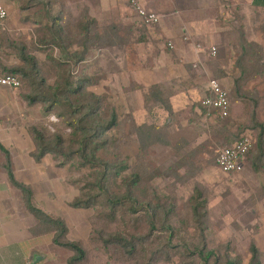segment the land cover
I'll return each mask as SVG.
<instances>
[{
    "label": "rangeland",
    "instance_id": "rangeland-1",
    "mask_svg": "<svg viewBox=\"0 0 264 264\" xmlns=\"http://www.w3.org/2000/svg\"><path fill=\"white\" fill-rule=\"evenodd\" d=\"M47 1L52 2L54 12L61 11L62 24L69 29L87 12L99 21L97 31L102 37L98 40L91 37V43L94 46V41L99 43V40H102L103 47L96 53L94 50L91 52L86 70L89 74H96L97 83L88 86V90L108 96V101L116 106L122 116L121 128H114L110 132L113 134V141L110 154L107 155L112 161L129 159V168L122 173L117 182H121L124 174L131 172L141 161L144 164L143 172L151 177L146 183L150 190L144 197L153 199V192L161 197L172 196L177 210L182 212L187 209L188 199L194 188L199 187L204 191L209 210L206 231L209 246H228L233 253L241 255L243 264H248L251 257L249 248L255 243L260 250L261 264H264V169L254 171L251 162L247 160L243 171L227 174L216 164L218 153L235 143L236 138L245 132H250L253 136L252 149L258 144L260 128H255L254 119L264 124V68L243 87L245 98L248 99L245 100L237 96L235 91V83L240 76L235 64L245 46L243 38L259 46L264 55V6L259 8L227 6L232 13L227 24L228 29L223 30L220 36L217 35L215 44H212L217 49L216 54L210 53L211 56L207 57L205 55L201 70H187L190 80L193 78L192 82L196 85L188 86L190 91L194 89L192 90L194 97L185 105L176 103L178 111L166 135L169 143L163 144V141H158L145 145L138 134L136 124L150 123L147 111L143 109L144 107L141 108L144 93L150 86L143 83L136 71L128 70L131 53H126L131 47L129 45H137L138 30L146 28L141 26L143 24L137 13L130 5L127 9L121 0H36L34 2L37 5L26 11L21 10L20 5L18 9L14 4V10L9 12L6 24L10 37L20 45L30 46L31 41L39 36L38 21L41 20L43 23L47 21L43 10V3ZM29 14L37 20L31 18L28 22L25 21L24 17ZM1 40L0 37V45ZM30 49L38 57L40 64L46 63L48 48L34 51L33 47ZM56 55L65 58L59 50H56ZM262 60L264 62V57ZM0 63L14 66L20 65L21 61L6 64L8 60L0 58ZM82 65L83 63L79 65L78 70L83 69ZM180 79L189 81L185 77ZM211 79L219 80L228 89L231 97L230 115L219 124L214 118L208 117L189 123L192 106L195 102L201 101L206 85ZM53 80L54 77L50 76L49 83ZM171 83L173 88L179 90L181 87L186 88L181 85L182 82ZM134 84H139L142 88L130 90ZM14 95L18 100H24L19 88L15 90ZM28 109L31 111L28 112ZM16 110L24 111L11 117V120L17 119L20 128L24 126L29 131V126H37L47 135L60 133L66 138L70 135L71 128L54 112L45 111L42 104L28 105L24 100L23 104L19 103ZM156 117L157 122L161 123H168L171 119L164 110L156 112ZM144 141L148 143V140ZM179 145L182 147L180 150L177 149ZM47 155L49 157L41 163L47 180L45 183L34 185L36 191L34 203L45 211L63 218L70 228L71 239L83 240L90 244L96 235L91 222L96 211L77 209L70 205L79 195L77 181L88 178L90 169L79 168L71 161L60 166V161L53 154ZM1 205L3 206H0V264L68 263L72 252L55 245L53 234L33 235L31 228L37 224V219L23 206L18 188L9 187L8 199ZM177 222L178 220L174 218V224ZM117 228L116 223L112 224V230ZM188 231L193 234L195 229L189 227ZM186 237L190 246L200 240L199 235ZM115 254L120 258H116ZM92 255L99 264H106L107 261L108 264H129V261L122 259L113 249L105 252L93 249ZM179 261L180 256L175 254L172 260L161 257L152 264H179Z\"/></svg>",
    "mask_w": 264,
    "mask_h": 264
},
{
    "label": "trees",
    "instance_id": "trees-1",
    "mask_svg": "<svg viewBox=\"0 0 264 264\" xmlns=\"http://www.w3.org/2000/svg\"><path fill=\"white\" fill-rule=\"evenodd\" d=\"M17 1L24 11L37 5L34 2L36 0ZM51 5L52 2L43 3L47 21H38L39 36L31 41L30 46L20 45L10 37L9 29L6 28L9 16L0 21V47L10 50L21 61L20 65L14 66L0 63V68L4 73L20 76L21 85L18 88L28 105L42 104L45 111L54 112L71 128L70 135L66 138L60 133L47 135L43 129L29 126V133L35 144L32 155L35 160L41 161L47 154H53L60 161V166L71 161L79 168L90 169L88 178L77 181L79 195L70 205L77 209L96 211L91 221L96 235L90 244L71 239L70 228L63 218L36 206L32 188L15 178L11 154L0 143V148L6 154L9 180L20 190L23 206L37 219V224L31 228L33 235L53 234L55 245L72 252L67 264H99L92 258L93 249L100 252L113 249L129 264H152L161 257L172 260L175 254L180 256L179 264H243L241 255L233 253L228 246H209L206 235L209 210L204 191L199 187L194 188L188 199L189 205L182 212L177 210L172 196L161 197L153 192V199L144 197L150 190L146 183L151 177L143 172L144 164L141 161L131 172L124 174L121 182H117L129 168V159L112 161L107 155L110 154L113 141V134L110 132L114 128H121L122 116L116 106L108 101V96L88 90V86L97 83L96 74H89L86 69L78 70L80 64L90 60L93 50L96 53L103 47L102 40L99 43L94 41V46L91 43V37L96 40L102 37L97 31L99 21L87 12L69 29L62 24L61 11L54 12ZM88 10L87 8L86 11ZM31 18L34 19L30 14L24 17L27 22ZM138 31L141 34L144 28ZM139 37L136 39L137 43L142 41ZM243 42L245 46L235 64L240 74L235 83V91L241 98L246 97L243 87L264 68L261 48L246 38H243ZM31 47L33 51L48 48L45 64H40ZM56 50L62 52L65 58L57 56ZM50 76L54 77L52 83H49ZM133 88L142 87L134 84L129 89ZM173 95L171 83L153 84L144 93L143 106L150 117V123L137 125L134 122L143 144L158 141L169 143L166 135L176 115L171 101ZM159 110H164L171 116L168 123L157 122L156 112ZM208 111L201 101L195 102L188 122L207 118ZM213 113L211 118L218 124L229 117L220 118L217 110H213ZM254 123L255 128H260L258 144L246 154L245 163L250 161L254 171L258 172L259 169H264V124L255 119ZM239 138L240 136L236 141ZM181 148V145L177 147L178 150ZM174 218L178 220L177 224H174ZM114 223L118 227L116 230H112ZM189 227L195 229L193 234L189 233ZM196 235L200 236L199 242L190 246L186 236ZM249 250L251 257L248 264H261L260 250L256 244L252 243Z\"/></svg>",
    "mask_w": 264,
    "mask_h": 264
},
{
    "label": "crops",
    "instance_id": "crops-1",
    "mask_svg": "<svg viewBox=\"0 0 264 264\" xmlns=\"http://www.w3.org/2000/svg\"><path fill=\"white\" fill-rule=\"evenodd\" d=\"M138 1L147 11L158 14L160 22L156 25L146 26L141 34L138 31L139 38L142 41L135 46L129 45L131 47L126 50L127 54L131 53L128 59V70L131 72L136 71L143 83H148V86L171 83L172 81L182 82L181 85L186 86V88L181 87L180 90L173 88L174 95L171 101L175 112L178 111L176 110V103L185 105L194 97L192 91L194 89L190 91L188 86L195 87L196 85L192 82L194 81L193 78L190 80L187 70H201L205 55L206 57L207 55L211 56L209 46L215 44L217 35L220 36L223 30L228 29L227 24L230 21L232 11L227 6L240 5L255 8L264 6V0ZM17 2V0H14V2L13 0H0V4H3L8 12L14 10V4L19 9V3ZM121 3L127 9L131 7H129L130 0H121ZM132 10L134 11L133 8ZM0 54L2 55L0 56L1 59L6 58L8 60L6 64H15L20 61L8 49H0ZM89 63V61L84 62L83 69H87ZM170 72L172 73L168 76ZM179 75L189 81H181L180 78L182 77H179ZM15 90L0 85V143L11 154L15 178L29 185L36 193L34 185L45 183V180H47L41 163L49 156L46 155L41 161L35 160L32 155L35 144L29 131L24 126L20 128L17 119L11 120L12 116L24 112L23 110H16L19 103L23 104L24 100L16 98L14 95ZM29 111L31 109H28ZM27 115L30 114L27 113ZM174 118L172 122L175 120ZM48 185L50 184L48 183ZM13 186L6 169V154L0 148V206H3L1 205L2 202L7 201L9 187ZM48 189L50 190L49 187Z\"/></svg>",
    "mask_w": 264,
    "mask_h": 264
},
{
    "label": "built area",
    "instance_id": "built-area-1",
    "mask_svg": "<svg viewBox=\"0 0 264 264\" xmlns=\"http://www.w3.org/2000/svg\"><path fill=\"white\" fill-rule=\"evenodd\" d=\"M130 6L137 13L140 22L145 26L159 24L160 17L155 12L147 11L138 0H130ZM9 16L7 8L0 4V21H4ZM210 53L215 55L217 49L212 46ZM0 85L16 89L21 85V79L18 74H8L2 72L0 68ZM203 107L207 108L208 117L211 118L213 110H217L220 118H226L230 115L231 97L228 89L217 79H211L207 85L204 95L201 99ZM254 144L253 136L250 132L242 134L231 146L223 148L216 158L217 166L226 173H238L245 169L246 154L252 149Z\"/></svg>",
    "mask_w": 264,
    "mask_h": 264
},
{
    "label": "water",
    "instance_id": "water-1",
    "mask_svg": "<svg viewBox=\"0 0 264 264\" xmlns=\"http://www.w3.org/2000/svg\"><path fill=\"white\" fill-rule=\"evenodd\" d=\"M40 257H37V259H39Z\"/></svg>",
    "mask_w": 264,
    "mask_h": 264
}]
</instances>
